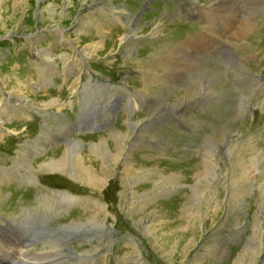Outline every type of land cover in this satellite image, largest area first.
Here are the masks:
<instances>
[{"label":"rangeland","instance_id":"obj_1","mask_svg":"<svg viewBox=\"0 0 264 264\" xmlns=\"http://www.w3.org/2000/svg\"><path fill=\"white\" fill-rule=\"evenodd\" d=\"M183 1L0 0V264H264V4Z\"/></svg>","mask_w":264,"mask_h":264},{"label":"bare ground","instance_id":"obj_2","mask_svg":"<svg viewBox=\"0 0 264 264\" xmlns=\"http://www.w3.org/2000/svg\"><path fill=\"white\" fill-rule=\"evenodd\" d=\"M213 1V5H212V7H210V8H212V9H214L215 10V12L213 13V16L209 19V28H208V30H206V32L203 34V35H201V36H199L198 38H195L194 40L192 39L190 42L188 41V44H186L185 46H192V47H195V46H199V48L200 47H205V46H207L208 44H210L211 42H214V34H215V32H216V28H217V25L215 24V23H219V24H222L225 28L227 27V28H231L232 27V29H234V27H235V23H236V21H237V18H240V15H241V13H240V1L239 0H212ZM258 2H259V7H260V5L261 4H264V0H258ZM232 5L233 6H235V7H232ZM262 7V6H261ZM261 9V8H260ZM264 11V10H263ZM237 17V18H236ZM160 27H162V26H160ZM254 27V26H253ZM239 29V28H238ZM251 29H252V27H251V24L250 23H248V22H246V23H244L243 25H242V27L239 29V36H241V37H248V35H249V32L251 31ZM158 30V29H157ZM159 32H160V30L158 31V33H157V35L159 34ZM154 33V32H153ZM163 33V32H162ZM202 34V33H201ZM236 34V33H235ZM233 35V34H232ZM155 37H157L156 35H155ZM217 38H222V34H217ZM236 38V37H235ZM234 39V38H233ZM122 40V39H121ZM215 40H216V38H215ZM224 41V40H223ZM179 42V41H178ZM222 42V41H221ZM228 42V41H227ZM227 42H226V44H227ZM230 42H231V40H230ZM122 43V42H121ZM99 44V43H98ZM232 44V43H231ZM240 47V46H239ZM182 48V47H181ZM179 50H180V48H178ZM243 49V48H242ZM181 51L182 50H180V51H177V53L179 54V52L181 53ZM93 52V51H92ZM95 52V51H94ZM185 52V51H184ZM187 52V51H186ZM222 52V51H221ZM176 53V54H177ZM184 56V55H183ZM187 56V55H186ZM182 57V56H181ZM192 58H195V57H192ZM192 58H189V59H187V58H181V59H179V62H180V64L178 65V68H179V66L180 65H182V64H185V63H188V64H190V61H191V59ZM230 60V59H229ZM169 61H170V59H169ZM173 62H174V60H172ZM201 60H199V58L196 60V62L194 63V64H199V62H200ZM227 62V61H226ZM199 66H200V64H199ZM198 66V67H199ZM169 68V70H171L172 69V67H171V69H170V67H168ZM173 68H175V67H173ZM198 69V68H197ZM194 70L192 73H194V72H196V71H198V70ZM179 70H180V68H179ZM171 71H173V70H171ZM170 71V72H171ZM206 73V72H205ZM208 74H206L205 75V78H204V82L202 81V83L201 82H196L198 85H200L199 87H200V89H201V96L203 97V94H204V88H207V87H209V85H211V75H215L216 73H213L212 71H208L207 72ZM176 81H178V83H179V85L181 84V80H180V78L179 77H174V76H172ZM208 77H209V79H208ZM183 78V77H182ZM186 78V77H185ZM184 78V79H185ZM219 79V78H218ZM217 79V80H218ZM184 81V80H183ZM185 82V81H184ZM197 92V91H196ZM188 94V93H187ZM207 94V93H206ZM158 101V100H157ZM154 102V101H153ZM163 105V104H162ZM117 135V134H116ZM113 136V135H112ZM127 143V142H126ZM211 145H217L215 142L214 143H212ZM210 145V146H211ZM78 147L75 149V147L74 148H70L69 150H68V153H67V155L69 156V158H71V159H73V157H74V155H75V159H77V158H79L80 156L79 155H77V151H78ZM107 149V148H106ZM80 151V150H79ZM65 152V151H64ZM81 153V152H80ZM80 161V160H79ZM82 161V160H81ZM72 164H75V162H72ZM51 166H54V168L57 166V167H61V166H63V164L62 163H54L53 165H51ZM71 166H73V165H71ZM75 166V165H74ZM78 167H82V166H80V165H77L75 168L76 169H78ZM79 170V169H78ZM216 170V169H215ZM250 170H253V168H251ZM217 171V170H216ZM216 171L214 172L213 171V166H207V172H214V175L216 176ZM78 174V173H77ZM246 174L249 176V175H251L252 176V174H254V171H247L246 172ZM87 175V174H86ZM175 175V174H174ZM206 175H207V173H206ZM213 175V176H214ZM169 177V175L167 176V178ZM161 178V177H160ZM171 178V177H170ZM203 178H204V176H203ZM206 178V177H205ZM164 179V178H163ZM172 179V178H171ZM210 180V179H209ZM175 181V180H174ZM211 181V180H210ZM170 182V181H169ZM211 182H213V181H211ZM210 182V183H211ZM252 182V181H251ZM169 184V183H168ZM204 184V183H203ZM206 184V183H205ZM209 185V184H208ZM205 186V185H204ZM200 187V186H199ZM198 188V187H197ZM163 189V188H162ZM203 190V189H202ZM211 190V189H210ZM161 191V190H160ZM199 191V190H198ZM197 191V192H198ZM213 191V190H212ZM196 192V193H197ZM264 192V191H263ZM205 194V193H204ZM158 195V194H157ZM201 196V195H200ZM239 196V195H238ZM194 197V196H193ZM216 196H214V198H215ZM201 198H204V197H202L201 196ZM136 199V198H135ZM194 199V198H193ZM206 199V198H205ZM216 199V198H215ZM202 200H204V199H202ZM210 200V199H209ZM213 200V199H212ZM144 202V201H143ZM213 202V201H212ZM190 204V203H189ZM196 204H198L197 202H196ZM195 204V205H196ZM202 204V203H201ZM206 204V203H205ZM212 204V203H211ZM214 204V203H213ZM227 204V203H226ZM188 205V204H187ZM186 205V206H187ZM207 206V205H206ZM190 208V207H189ZM194 209V208H193ZM208 209V208H207ZM187 210H189V209H187ZM197 211H198V209H197ZM197 211H196V213H197ZM205 211V210H204ZM190 212V211H189ZM194 212V211H193ZM209 212V211H208ZM217 212V211H216ZM195 213V214H196ZM202 213H204V212H202ZM255 213V212H254ZM191 214H192V212H191ZM200 214H201V212H200ZM213 214H215V213H213ZM194 215V214H193ZM205 215V214H204ZM216 215V214H215ZM198 216V215H197ZM188 217V216H187ZM191 217V216H190ZM199 217H201V216H199ZM191 219H192V217H191ZM196 219V218H195ZM218 220V219H217ZM13 222H15V221H13ZM198 222V221H197ZM155 223V222H154ZM9 224V223H8ZM12 224V223H11ZM15 224H17V223H15ZM19 225V224H18ZM18 225H17V227H18ZM192 225H193V223H192ZM256 225V224H255ZM257 226V225H256ZM160 227V226H159ZM261 227V226H260ZM1 228V227H0ZM4 229V228H3ZM23 229V228H22ZM5 230V229H4ZM153 230V229H152ZM145 232V231H144ZM148 232V231H147ZM152 233V232H151ZM147 234V233H146ZM150 234V233H149ZM175 235V234H174ZM150 236V235H149ZM182 236V235H181ZM184 236V235H183ZM7 237V236H6ZM11 237V239L10 240H13V244H14V246L16 247L17 245L15 244L16 242V240L18 239V238H22V240H21V244H19V246H21V245H23V243H24V241H23V236H22V234H21V232L20 231H17L16 233H14L13 232V235H9V238ZM257 237V236H256ZM176 238H179V237H177V235H176ZM187 238V237H186ZM7 239H8V237H7ZM156 240V239H155ZM168 240V239H167ZM19 243V242H18ZM154 243V242H153ZM167 243V242H166ZM251 243V242H250ZM23 247H25V245L23 246ZM252 247V246H251ZM156 248V247H155ZM255 249V248H254ZM38 250V249H37ZM248 250V249H247ZM6 251V250H5ZM261 251V250H260ZM10 252V256H11V250L9 251ZM24 252V251H23ZM23 252H20L19 253V255H21V254H23ZM244 252H246V251H244ZM243 252V253H244ZM248 253V252H247ZM261 253V252H260ZM3 254V253H2ZM25 254V253H24ZM256 255H257V251H256ZM2 257V256H1ZM25 258H26V255H25ZM241 258V257H240ZM245 258V257H244ZM27 259V258H26ZM249 259V258H248ZM28 260V261H27ZM27 260H25L26 262H29L30 261V258L29 259H27ZM242 262L244 261L243 259L241 260ZM37 262V261H36ZM241 262V263H242ZM251 262V261H250ZM257 262V261H256ZM252 263V262H251ZM255 263V262H254ZM12 264H14V263H12Z\"/></svg>","mask_w":264,"mask_h":264}]
</instances>
